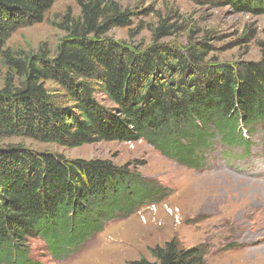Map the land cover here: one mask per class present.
Listing matches in <instances>:
<instances>
[{
	"label": "trees",
	"instance_id": "obj_1",
	"mask_svg": "<svg viewBox=\"0 0 264 264\" xmlns=\"http://www.w3.org/2000/svg\"><path fill=\"white\" fill-rule=\"evenodd\" d=\"M56 1L0 0V54L18 78L0 87V264H43L31 257L29 237L43 240L54 260L70 258L110 222L161 202L169 191L131 164L67 159L7 139L65 147L143 139L163 156L202 169L218 144L243 148L238 159L247 156L246 133L264 126V44L257 61L211 64L204 43L161 41L171 27L163 22L151 44L130 45L106 36L126 25L128 14L106 0H86L79 18L65 19L54 54L5 48L13 31L42 22ZM226 1L264 14V0ZM204 251L173 238L150 249L153 260L133 264H205Z\"/></svg>",
	"mask_w": 264,
	"mask_h": 264
},
{
	"label": "rangeland",
	"instance_id": "obj_2",
	"mask_svg": "<svg viewBox=\"0 0 264 264\" xmlns=\"http://www.w3.org/2000/svg\"><path fill=\"white\" fill-rule=\"evenodd\" d=\"M81 1L86 0H57L42 22L13 31L5 48L17 53L46 49L54 54L66 35L65 19L81 16ZM106 1L128 14V23L112 28L106 33L109 38L147 46L153 42L155 28L165 22L171 27L161 41L179 47L204 43L209 46L208 63L233 64L262 57L264 14L240 11L226 0ZM6 80L17 83L18 78L0 54V87ZM46 87L53 94H63L52 82H46ZM96 97L110 104L104 95ZM246 136L251 141L247 156L238 159L243 148L225 150L218 144L208 155L211 165L202 169L187 168L163 156L143 139L98 141L77 147L20 137L7 139L6 144H21L67 159L99 158L116 165L131 164L134 171L169 190L161 202L110 222L65 260H54L43 240L29 237L26 244L31 257L43 264H133L142 257L153 260L150 249L174 238L185 247L204 249L205 264H264V126L256 125Z\"/></svg>",
	"mask_w": 264,
	"mask_h": 264
}]
</instances>
